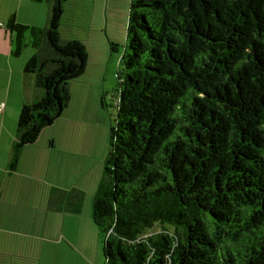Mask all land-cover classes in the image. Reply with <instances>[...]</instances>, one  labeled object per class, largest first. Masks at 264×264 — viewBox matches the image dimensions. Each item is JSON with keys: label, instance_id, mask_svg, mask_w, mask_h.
Segmentation results:
<instances>
[{"label": "trees", "instance_id": "obj_1", "mask_svg": "<svg viewBox=\"0 0 264 264\" xmlns=\"http://www.w3.org/2000/svg\"><path fill=\"white\" fill-rule=\"evenodd\" d=\"M31 1L45 27L6 29L43 96L20 110L12 169L87 62L69 37L83 0ZM119 66L90 214L105 264H264V0H130Z\"/></svg>", "mask_w": 264, "mask_h": 264}, {"label": "rangeland", "instance_id": "obj_2", "mask_svg": "<svg viewBox=\"0 0 264 264\" xmlns=\"http://www.w3.org/2000/svg\"><path fill=\"white\" fill-rule=\"evenodd\" d=\"M19 1L22 5L28 3V0H0V50L9 49L7 16L19 9ZM129 2L83 0L82 9L76 11L69 37L84 45L86 68L80 77L69 83L67 108L52 126L40 133V137L57 139V148L79 151L63 154V168L68 161V166L79 169L77 180L84 191V200L77 223L64 224L63 235L68 240L54 242L59 232L56 233L51 246L39 249L36 256L30 258L34 264H105L102 240L90 214L109 150L110 128L114 125L119 62L125 46ZM38 6L44 8L46 5ZM111 46L114 49L111 50ZM26 52L34 51L26 47L17 59L12 60L23 58ZM53 158L56 160V155ZM57 228L55 225V230Z\"/></svg>", "mask_w": 264, "mask_h": 264}, {"label": "crops", "instance_id": "obj_3", "mask_svg": "<svg viewBox=\"0 0 264 264\" xmlns=\"http://www.w3.org/2000/svg\"><path fill=\"white\" fill-rule=\"evenodd\" d=\"M41 3L28 0L22 5L19 1V9L7 18L13 17L20 25L43 28L48 9L38 6ZM10 49L9 37L8 51L0 50V103L4 104L0 114V264H34L30 258L39 249L51 246L56 233L54 242L68 240L63 235L64 224L77 223L84 191L77 180L79 169L68 166V161L63 168V154L79 151L57 148L54 138L39 136L22 150L15 168H10L20 110L43 96L34 88L32 77L23 72L34 52L12 60L18 57H12Z\"/></svg>", "mask_w": 264, "mask_h": 264}, {"label": "built area", "instance_id": "obj_4", "mask_svg": "<svg viewBox=\"0 0 264 264\" xmlns=\"http://www.w3.org/2000/svg\"><path fill=\"white\" fill-rule=\"evenodd\" d=\"M3 110H4V104L0 103V114L3 113Z\"/></svg>", "mask_w": 264, "mask_h": 264}]
</instances>
